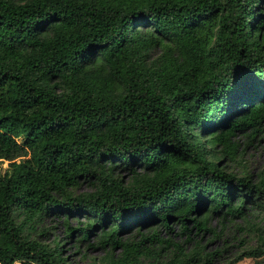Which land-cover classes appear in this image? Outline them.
Returning <instances> with one entry per match:
<instances>
[{
    "label": "trees",
    "instance_id": "obj_1",
    "mask_svg": "<svg viewBox=\"0 0 264 264\" xmlns=\"http://www.w3.org/2000/svg\"><path fill=\"white\" fill-rule=\"evenodd\" d=\"M257 136L264 0H0V264H264Z\"/></svg>",
    "mask_w": 264,
    "mask_h": 264
},
{
    "label": "rangeland",
    "instance_id": "obj_2",
    "mask_svg": "<svg viewBox=\"0 0 264 264\" xmlns=\"http://www.w3.org/2000/svg\"><path fill=\"white\" fill-rule=\"evenodd\" d=\"M240 145L243 147L240 156H238L236 162H227L230 169L238 172L239 167L247 166L252 172L257 170L264 164V139H259L256 137L252 142H246L242 137H238ZM6 162L3 163V165ZM54 223V220H48L47 223ZM56 222V221H55ZM54 235L58 237H64L63 224L61 222H56L55 227L51 229V232L46 236H42L46 240H50ZM63 252L68 254V258L76 264H91V256H99L101 250L98 249H88L85 252V257H81V252L76 251L75 247L72 245L71 238H63ZM251 258H244L237 262L236 264H253Z\"/></svg>",
    "mask_w": 264,
    "mask_h": 264
},
{
    "label": "built area",
    "instance_id": "obj_3",
    "mask_svg": "<svg viewBox=\"0 0 264 264\" xmlns=\"http://www.w3.org/2000/svg\"><path fill=\"white\" fill-rule=\"evenodd\" d=\"M13 264H19V263H18V261H14V263H13Z\"/></svg>",
    "mask_w": 264,
    "mask_h": 264
}]
</instances>
